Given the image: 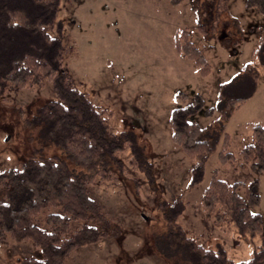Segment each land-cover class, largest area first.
Returning a JSON list of instances; mask_svg holds the SVG:
<instances>
[{"label": "rangeland", "instance_id": "374dc122", "mask_svg": "<svg viewBox=\"0 0 264 264\" xmlns=\"http://www.w3.org/2000/svg\"><path fill=\"white\" fill-rule=\"evenodd\" d=\"M217 1H62V39L76 51L65 58L64 70L72 74L77 87L97 107L111 112L109 121L114 132L136 134L154 163L158 181L153 192L148 180L126 165L124 173L112 183L91 187L92 197L101 201L120 232L78 250L67 264H191L184 250L171 247L168 227L159 210L160 201H173L177 196L188 205L180 223L197 243L207 248L225 247L234 263L249 260L263 244L264 232L263 237L251 239L223 233L206 222L201 199L215 171L229 183L258 179L262 202L256 212L264 217V177L256 176L247 166L234 171L220 164V144L202 184L189 189L194 161L172 141L170 117L181 104L180 92L189 103L200 94L205 109L215 108L220 86L247 67L259 71L258 89L228 121L231 152L240 159L242 148L251 140L252 127L264 126V71L255 56L264 38V15L256 8H247L246 0H225L226 13L216 25ZM199 22L207 24L209 32L214 24L218 30L204 36ZM184 30L211 64L209 76H202L199 68L177 51L176 35ZM51 34L59 36L57 30ZM51 85L0 95V172L40 153L66 161L77 173L84 172L43 136L41 126L26 125V120L34 119L44 104L56 98ZM218 116L207 117L201 112L193 120L207 128ZM5 192L0 185V200ZM28 257L44 256L29 243L0 242V264H22Z\"/></svg>", "mask_w": 264, "mask_h": 264}, {"label": "trees", "instance_id": "16d2710c", "mask_svg": "<svg viewBox=\"0 0 264 264\" xmlns=\"http://www.w3.org/2000/svg\"><path fill=\"white\" fill-rule=\"evenodd\" d=\"M62 1L0 0V95L51 83L56 98L44 104L34 119L26 120V125L41 126L43 136L84 169L77 173L66 161L40 153L0 172V185L6 191L0 200L1 244L29 243L44 256L25 258L22 264H67L78 250L117 236L119 227L114 226L101 201L92 197L91 187L112 183L126 165L142 174L153 192L158 182L154 163L136 134L114 132L111 112L97 107L64 70L65 58L76 51L62 39ZM225 2L217 1L216 25L226 13ZM246 6L264 15V0H246ZM216 25L209 32L207 24L198 23L204 36L217 31ZM53 30H57L58 38L51 34ZM189 34L184 30L176 35V49L199 68L202 76H209L212 66ZM255 56L264 71L263 37ZM259 76L258 70L247 67L231 82L222 84L215 108L205 109L200 94L189 103L180 92L181 104L172 110L170 126L172 141L194 161L189 189L202 184L220 144V164L234 171L247 166L256 176L264 177V126L252 127L251 140L242 148L240 159L231 152L232 138L226 132L231 116L257 92ZM201 112L207 117L219 116L210 127L202 128L193 120ZM218 173H213L201 199L206 222L223 233L263 237L264 217L256 212L262 202L258 179L229 183ZM159 204L171 247L184 250L191 264H264V238L249 260L234 263L225 247L207 248L188 235L180 223L188 206L182 196Z\"/></svg>", "mask_w": 264, "mask_h": 264}]
</instances>
